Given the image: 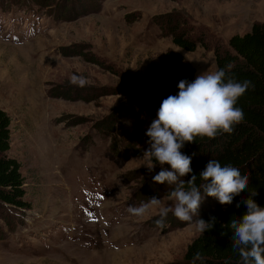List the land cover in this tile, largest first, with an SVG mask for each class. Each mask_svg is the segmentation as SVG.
Here are the masks:
<instances>
[{
  "label": "rangeland",
  "instance_id": "obj_1",
  "mask_svg": "<svg viewBox=\"0 0 264 264\" xmlns=\"http://www.w3.org/2000/svg\"><path fill=\"white\" fill-rule=\"evenodd\" d=\"M255 23L264 0H0V110L26 204L0 205V264H180L200 233L171 212L157 227L174 186L153 182L160 166H145L132 106L166 51L195 79ZM168 27L194 50L173 46Z\"/></svg>",
  "mask_w": 264,
  "mask_h": 264
},
{
  "label": "trees",
  "instance_id": "obj_2",
  "mask_svg": "<svg viewBox=\"0 0 264 264\" xmlns=\"http://www.w3.org/2000/svg\"><path fill=\"white\" fill-rule=\"evenodd\" d=\"M167 35L173 46L192 52L194 43L188 35L168 27ZM232 54L214 51L216 70L231 65L228 75L237 82L251 81L252 86L239 98L237 106L244 111V120L235 126L231 134L221 133L215 139L196 137L195 142L185 143L181 151L191 157L192 173L181 179L187 181L192 174L197 175L196 185L204 181L199 176L210 159L220 161L221 165L231 164L238 167L241 174L249 175L247 191L235 196L231 204L221 205L213 197H205V212L199 217L209 222L215 221L211 229L196 236L185 248L180 264H192L197 252L204 257L203 264H241L240 257L233 250L232 220H239L246 206L237 202L249 197V192L257 191L252 197L264 207V24L255 23L248 33L231 36L227 42ZM215 70V71H216ZM181 79L193 81V69L181 56L169 50L164 54L161 74L151 70L144 80L146 95L141 96L132 106L134 119L145 130L156 118L161 101L169 95H176L177 84ZM49 95H52L49 92ZM68 96H65L66 98ZM9 119L0 110V205L11 209L26 208L23 201V179L18 163L7 157L9 149ZM149 147H145L144 151ZM155 163V161H154ZM160 166L158 163L156 164ZM164 167H170L164 165ZM174 188V187H173ZM173 190V189H172ZM198 219V217H197ZM195 264H201L196 261Z\"/></svg>",
  "mask_w": 264,
  "mask_h": 264
},
{
  "label": "clouds",
  "instance_id": "obj_3",
  "mask_svg": "<svg viewBox=\"0 0 264 264\" xmlns=\"http://www.w3.org/2000/svg\"><path fill=\"white\" fill-rule=\"evenodd\" d=\"M231 65L218 68L214 72H201L193 81L181 79L176 95H169L161 101L160 107L147 127L145 135L149 147L142 159L152 171L156 164L160 171L153 176V182L173 185L171 197L174 205L160 208L156 225L165 227V219L171 212L183 222L194 223L201 235L212 228L215 217L209 222L199 217V209L205 197H213L221 205L231 204L235 196L247 191L249 175L241 174L238 167L221 165L220 161L210 159L199 173L204 183L197 187V175L192 174L187 181L181 179L192 173L191 157L181 149L185 143L195 142L196 137L215 139L221 133L231 134L235 126L244 120V111L238 107L239 98L252 86L251 81H235L228 75ZM155 161V163H154ZM164 165L170 166V170ZM257 191L249 192L242 202L246 211L239 220L231 221L233 229V250L240 257L241 264H264V207L259 206L252 197ZM151 205L159 206L160 198L149 199ZM148 205H129V211L142 215ZM193 217H198L193 221ZM204 257L197 252L192 264ZM228 264V261H225Z\"/></svg>",
  "mask_w": 264,
  "mask_h": 264
}]
</instances>
